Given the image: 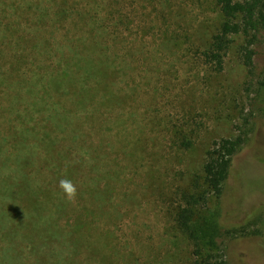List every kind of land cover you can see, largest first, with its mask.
<instances>
[{
	"label": "rangeland",
	"instance_id": "rangeland-1",
	"mask_svg": "<svg viewBox=\"0 0 264 264\" xmlns=\"http://www.w3.org/2000/svg\"><path fill=\"white\" fill-rule=\"evenodd\" d=\"M222 21L216 0H0V174L28 177L39 206L61 210V236L48 244L57 255L40 258L22 233L11 246L22 264H194L175 218L186 195L206 190L205 150L238 133L242 109L253 112L249 122L264 141V87L243 84V39L233 38L219 73L201 55L199 37ZM254 62L264 79V38ZM89 65L106 76L85 74ZM62 70L63 90L54 82ZM237 165L228 187L233 211L225 205L220 223L227 229L249 216L250 235L228 242L227 259L264 264L263 181ZM62 178L77 187L74 203L58 187ZM207 198L194 205L201 221L217 210ZM89 241L113 261L92 253Z\"/></svg>",
	"mask_w": 264,
	"mask_h": 264
},
{
	"label": "trees",
	"instance_id": "trees-1",
	"mask_svg": "<svg viewBox=\"0 0 264 264\" xmlns=\"http://www.w3.org/2000/svg\"><path fill=\"white\" fill-rule=\"evenodd\" d=\"M216 4L223 17L222 23L208 39L199 35L204 63L214 72L223 71L233 38L241 37L243 43L239 48V58L244 71L243 84H248L251 87L255 83L256 92H258L264 87V79H261V74L257 72L254 57L255 46L261 41V38H264V0H216ZM47 12V10L43 12L46 17ZM43 15L42 17H44ZM59 15L64 17L65 11L62 10ZM7 29L12 31L14 28L9 25ZM168 41L170 43L180 42L174 37ZM77 61H81V59L79 58ZM62 71L56 73L54 78L57 88L60 87L61 90L65 89L63 81L67 78V74L64 70ZM84 73L106 76L103 70L98 69V66L92 67L91 65H89V69H85ZM246 93L250 94L248 88H246ZM241 113L244 118L242 126L238 128V133L213 141L204 152L199 172L206 190L200 195L198 191L188 194L189 196L186 195L187 198L186 196L184 198L187 203L186 207H181L175 218L177 228L194 247V264H230L227 259L228 242L231 243L233 240L250 235L246 230V227L249 226V216L242 223L227 229H223L220 223L222 208L225 205L226 208L230 206V201L233 198L228 194V187L238 162L242 165L239 167L240 170H244L245 165H248L254 180L263 181L261 182L262 190L264 189V141L257 139L256 132L249 122V118L254 116L253 112L244 113V109H242ZM176 135L184 138L180 133ZM17 139L22 141L25 139L23 132L18 133ZM19 142H15L14 145H20ZM183 145L187 146L186 143ZM246 151L253 152L252 158L254 159L252 161L239 160L241 153ZM29 183L28 177L24 175L14 179L10 175L0 174V264H22L21 257L14 249L16 247H11L22 233L25 238L30 237L32 242L30 250L40 258L46 257L45 253L55 257L59 251L48 248V244L50 241L58 240L61 236L62 229L55 220L56 214L61 210L58 206L55 210L40 207L42 200L39 191H33V187H29ZM208 194L213 196L217 210L214 217L212 216V220L203 219L201 221L196 217V206L194 205L199 202H202L203 205L207 203ZM20 204H26L29 207L23 210ZM227 209L230 212L233 211L231 206ZM74 226L77 227V225ZM72 231L71 228V233ZM63 234L68 235L64 232ZM76 238L77 236L72 234L66 238L69 253H74L79 245V240ZM87 244L92 253L101 252V256L104 255L103 257L106 259L102 246L96 248L91 241ZM67 259L64 263L74 264L72 260ZM111 260L113 261V257L110 254L106 261L111 262ZM64 263L62 262V264ZM32 264H59V261H45L44 263L34 261Z\"/></svg>",
	"mask_w": 264,
	"mask_h": 264
},
{
	"label": "clouds",
	"instance_id": "clouds-1",
	"mask_svg": "<svg viewBox=\"0 0 264 264\" xmlns=\"http://www.w3.org/2000/svg\"><path fill=\"white\" fill-rule=\"evenodd\" d=\"M58 187L60 188L65 198L69 202H73V203L75 202L77 194H78L77 187L70 179H67V178L60 179L58 183Z\"/></svg>",
	"mask_w": 264,
	"mask_h": 264
}]
</instances>
